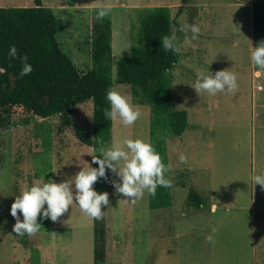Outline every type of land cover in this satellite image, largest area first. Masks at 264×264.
Listing matches in <instances>:
<instances>
[{"label": "rangeland", "instance_id": "1", "mask_svg": "<svg viewBox=\"0 0 264 264\" xmlns=\"http://www.w3.org/2000/svg\"><path fill=\"white\" fill-rule=\"evenodd\" d=\"M42 3L55 16L62 50L83 71L92 66L91 14L98 4L111 8L113 61L129 53L136 9L165 5L179 27L189 23L200 27L195 40L190 32H179L180 52L170 70L173 108L187 113L180 136L170 132L165 109L135 103L128 85L113 84L141 115L129 126L112 120L109 143L125 137L147 139L170 166L166 175L172 185L157 186L155 195L145 194L133 204L114 192L112 181L119 180L114 172L106 168L105 176L97 178L94 184L109 199L102 264H264V188L251 179L264 170V73L257 76L249 59L250 46L254 47L251 0ZM30 5L32 0H0V6ZM207 68L211 74L223 69L234 72L236 89L197 94L189 84ZM3 88L13 89L11 76ZM69 114L91 133L90 100L74 105ZM99 149L80 143L72 127L63 126L57 115L39 118L16 109L6 118L0 126V264H38L37 248L44 245L50 247L45 248L43 264H92L93 218L75 202L55 221L41 220L38 214L41 226L31 236L12 232L15 220L9 208L26 186L43 178L71 180L80 168L96 167L90 154L99 156ZM181 152L186 163L178 160ZM191 190L204 199L203 205L187 204ZM17 216L22 219L19 210ZM206 234L212 235L211 241L205 240ZM22 239L28 242L26 247Z\"/></svg>", "mask_w": 264, "mask_h": 264}, {"label": "trees", "instance_id": "2", "mask_svg": "<svg viewBox=\"0 0 264 264\" xmlns=\"http://www.w3.org/2000/svg\"><path fill=\"white\" fill-rule=\"evenodd\" d=\"M95 9L91 14L89 40L92 66L83 71L62 50L56 36L55 16L42 0H32L30 6H0V126L16 109L39 118L57 115L63 126L72 127L80 143L99 149L111 139L112 120L103 113L108 108L105 93L116 82L129 86L135 103L165 109L170 132L180 136L187 126V113L173 108L170 90V70L178 60V53L166 51L160 45L162 36L173 35V26H176L174 35L180 40L179 24L169 7L136 9L137 25L130 27L133 42L129 53L115 61L111 52L110 17L97 20ZM251 30L255 47L264 40V0H251ZM10 45L17 49L16 59L8 56ZM22 54L27 56L32 70L18 78ZM10 76L13 89L6 91L3 84ZM87 100L92 104L91 133L69 114L71 107ZM93 188L102 191L98 184ZM186 202L198 207L204 204V199L191 190ZM102 211L101 219L93 218L92 264H102L105 260L106 206ZM21 244L26 247L28 242L22 239Z\"/></svg>", "mask_w": 264, "mask_h": 264}, {"label": "clouds", "instance_id": "3", "mask_svg": "<svg viewBox=\"0 0 264 264\" xmlns=\"http://www.w3.org/2000/svg\"><path fill=\"white\" fill-rule=\"evenodd\" d=\"M110 12L111 8L101 3L95 9V17L101 20ZM178 31L190 32L191 39L195 40L200 27L196 23H189L180 26ZM160 45L166 51L180 52L179 41L174 34L162 36ZM250 47V63L255 68V74L260 76L264 73V40L255 47ZM8 56L12 59L17 58L15 45L9 46ZM19 59L21 67L18 78L26 76L32 70L26 55H20ZM189 85L197 94L201 92L210 95L217 92L231 93L237 87V78L236 74L228 69L217 70L211 74L207 68L206 73L197 74ZM105 99L108 102V108L103 114L109 120H119L120 124L129 126L141 115L139 107L133 105L125 95L114 88L106 91ZM98 151L99 156L90 154L96 167L88 164V167L80 168L71 180L54 182L51 178H43L26 186L18 195H15L9 208V213L15 220L12 232L19 236H31L41 226V223L37 221L38 214L41 220L48 218L55 221L73 202L87 217L101 219L102 208L109 206L108 193L97 192L92 185L98 177L105 176L106 168L119 178L118 181H112L114 192L122 194L129 203H136L145 194L155 195L157 186L171 187L172 185L166 175L170 166L162 162L160 154L147 139L125 137L101 147ZM178 160L186 163L187 157L181 152ZM251 179L254 185L259 184L261 188H264V170L255 173ZM18 210L22 219L17 216ZM204 238L211 241L213 237L211 234H206Z\"/></svg>", "mask_w": 264, "mask_h": 264}, {"label": "crops", "instance_id": "4", "mask_svg": "<svg viewBox=\"0 0 264 264\" xmlns=\"http://www.w3.org/2000/svg\"><path fill=\"white\" fill-rule=\"evenodd\" d=\"M112 38H113V35H111V46H112V41H113ZM48 247H50V245H48ZM48 247H46V245H44L41 248H40V246L37 248V250H38V261H37L38 264H43V263L47 262V258L45 259V255H46V253H45L46 249L45 248H48Z\"/></svg>", "mask_w": 264, "mask_h": 264}]
</instances>
